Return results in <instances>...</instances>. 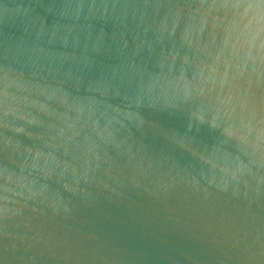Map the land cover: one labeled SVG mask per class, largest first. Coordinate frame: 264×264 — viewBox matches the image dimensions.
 <instances>
[{
  "label": "water",
  "instance_id": "obj_1",
  "mask_svg": "<svg viewBox=\"0 0 264 264\" xmlns=\"http://www.w3.org/2000/svg\"><path fill=\"white\" fill-rule=\"evenodd\" d=\"M0 264H264V0H0Z\"/></svg>",
  "mask_w": 264,
  "mask_h": 264
}]
</instances>
